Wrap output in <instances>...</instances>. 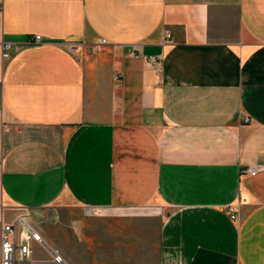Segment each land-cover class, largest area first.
Wrapping results in <instances>:
<instances>
[{
	"label": "crops",
	"instance_id": "0c3cea01",
	"mask_svg": "<svg viewBox=\"0 0 264 264\" xmlns=\"http://www.w3.org/2000/svg\"><path fill=\"white\" fill-rule=\"evenodd\" d=\"M4 225L31 263L264 264V0H0Z\"/></svg>",
	"mask_w": 264,
	"mask_h": 264
},
{
	"label": "built area",
	"instance_id": "2783aa9c",
	"mask_svg": "<svg viewBox=\"0 0 264 264\" xmlns=\"http://www.w3.org/2000/svg\"><path fill=\"white\" fill-rule=\"evenodd\" d=\"M169 36L167 35L166 38ZM41 42L40 36H34L30 40H28L27 45L31 44H39ZM100 44H104L102 40ZM10 44L2 45V58L6 59L9 56ZM147 63L151 69L155 71H160L162 68L161 61L159 58L149 57L147 58ZM120 77L118 75L113 77L114 81H119ZM245 122H248L246 119ZM242 175H250L255 176L257 174V170L252 167H247L241 169ZM87 215L98 214V212L94 211H86ZM33 238L38 241L39 237L33 234ZM17 254L19 256L20 262L17 260ZM30 251L27 244V238L21 240V242L17 243L13 237V226L12 225H4L0 232V264H38L35 262H29ZM41 264V263H40ZM42 264H64L61 257L59 255L54 254L52 256V260L48 263Z\"/></svg>",
	"mask_w": 264,
	"mask_h": 264
},
{
	"label": "rangeland",
	"instance_id": "374dc122",
	"mask_svg": "<svg viewBox=\"0 0 264 264\" xmlns=\"http://www.w3.org/2000/svg\"><path fill=\"white\" fill-rule=\"evenodd\" d=\"M246 120V119H245ZM248 120V119H247ZM249 121V120H248ZM247 123V122H246ZM135 211H132V213H134ZM118 213H120V212H118ZM127 212H124V211H122L121 212V214H126ZM136 213V212H135ZM138 213H140V214H142V215H159V214H161V213H159L158 212V214H156L157 212L156 211H152V210H143V211H138ZM98 214H101V213H98ZM62 259V258H61ZM52 260V257H51V259L49 260V261H51ZM63 261V260H62ZM63 262H65V261H63ZM108 262V261H107ZM94 263L96 264L97 262L96 261H94Z\"/></svg>",
	"mask_w": 264,
	"mask_h": 264
}]
</instances>
